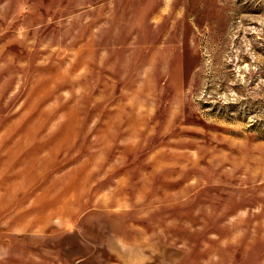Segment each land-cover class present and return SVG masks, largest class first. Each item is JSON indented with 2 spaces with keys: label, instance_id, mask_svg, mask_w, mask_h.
I'll return each instance as SVG.
<instances>
[{
  "label": "rangeland",
  "instance_id": "374dc122",
  "mask_svg": "<svg viewBox=\"0 0 264 264\" xmlns=\"http://www.w3.org/2000/svg\"><path fill=\"white\" fill-rule=\"evenodd\" d=\"M0 264H264V0H0Z\"/></svg>",
  "mask_w": 264,
  "mask_h": 264
}]
</instances>
